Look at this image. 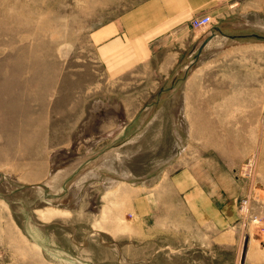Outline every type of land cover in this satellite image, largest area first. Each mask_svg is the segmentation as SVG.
Masks as SVG:
<instances>
[{
    "label": "rangeland",
    "instance_id": "rangeland-1",
    "mask_svg": "<svg viewBox=\"0 0 264 264\" xmlns=\"http://www.w3.org/2000/svg\"><path fill=\"white\" fill-rule=\"evenodd\" d=\"M139 1L0 0V264H264V0L227 2L196 29L205 54L194 46L163 78L145 66L114 77L90 34ZM39 74L54 82L44 111L30 107L46 116L40 141L27 142L7 127L18 100L8 84ZM97 107L124 110V122L104 120L78 168L54 179L55 154ZM185 165L235 203L232 247L177 240L184 216L169 176Z\"/></svg>",
    "mask_w": 264,
    "mask_h": 264
},
{
    "label": "crops",
    "instance_id": "crops-1",
    "mask_svg": "<svg viewBox=\"0 0 264 264\" xmlns=\"http://www.w3.org/2000/svg\"><path fill=\"white\" fill-rule=\"evenodd\" d=\"M221 1L140 0L117 19L91 32L98 59L114 77L145 66L163 78L187 50L201 44L203 38L189 26L194 16L209 14L214 18L230 12L226 9L230 0ZM169 182L173 193L181 199L179 209L184 216L178 219L181 233L177 240L199 248L232 247L235 203L219 195L222 192L212 178L203 179L197 168L185 165L170 173Z\"/></svg>",
    "mask_w": 264,
    "mask_h": 264
},
{
    "label": "bare ground",
    "instance_id": "bare-ground-1",
    "mask_svg": "<svg viewBox=\"0 0 264 264\" xmlns=\"http://www.w3.org/2000/svg\"><path fill=\"white\" fill-rule=\"evenodd\" d=\"M247 24L250 26H253V27H258V28L261 27L260 24H258L256 22H252V21L250 22L248 20H247ZM263 28H261V29H263ZM208 41L210 42L209 38L205 39V41H204L205 43H202V45L200 47L201 49L199 48L200 50L197 51L196 53H194V55L201 54V53L203 54L205 52V49H206V48L204 49V47L207 46L206 44L208 43ZM190 65L191 64L189 63V66ZM187 66H188V64H187ZM48 73H49L48 69L44 68L45 76ZM44 74H39V76H37V78H35V79L33 78L34 82L31 81V82H25V83H23V85L21 84L22 87L20 88V90H18V88H14L13 85H12V88H10V85L8 84L10 92H14V93H12V95L14 97H17L18 100H17V102L13 100L14 102L9 105V119H10V121H8L9 124L7 127H8V129L20 128L23 132L22 136L20 135L22 137L21 139H23V140L25 139L27 142L37 141L40 138V136L42 134V129H43L42 126L45 123V116L46 115L44 112H41L38 116H34V113H32V110H34V108H36L37 111L40 108L43 109V111H44V109L46 108V101H45L47 99L46 94L49 92L50 88L52 87V83L54 82V80L52 79L50 82H47V81L43 82V79L45 77L44 78L42 77V81H41V76H44ZM4 81L8 82L9 80L4 79ZM20 83H22V82H20ZM13 84H16V82L14 81ZM34 87H35L37 94H36L35 98L33 99V102L31 103V101H30L31 104L29 103L27 105L26 101H28L30 99V97H29L31 94L30 92ZM44 91H45V93H43ZM5 99H7V98H5ZM22 102L24 104H26L27 107L29 106L28 109L22 108L25 106L22 104ZM2 103H4V102H2ZM117 103L119 104L118 101H117ZM17 105L19 106L20 112L17 111V108H18ZM115 106H117V105H115ZM30 107H33V109L31 110ZM94 110H91V111H93L95 114L94 115L91 114L92 116H89L84 122L81 123V126H80L81 128L79 130V133H76L71 138L72 142L70 143V146L64 147V148L58 150L57 153L55 154L54 162H53V165H54L53 170H54V176H55L54 179L65 178V177L69 176L71 173H73L75 171V168H78L77 166L81 161L79 162V159L77 160V156H76L77 153L76 152L79 149L81 144H85L86 147L90 148L92 146L91 143L100 138V135L102 134L103 128L106 126V124L109 121H115V124H117V123L122 122L125 118L124 114H123L125 111L120 109V108L111 109L109 111L106 110L105 113L99 107L95 108ZM3 116L5 117V115H3ZM7 117H8V115H7ZM104 120H106V121L109 120V121L106 123V121L104 122ZM183 127L185 128L184 123H183ZM12 138L14 139L15 137H12ZM38 141H40V140H38ZM110 162H111L110 160L105 161L104 166L106 168H110L111 167ZM119 162H120V160H119ZM114 174H111V173L109 174L107 172V175H108L107 180L116 182L117 178L113 176ZM116 175H118L120 177V174H116ZM130 176H131V174H130ZM121 177H124L125 180L128 179V177H126L125 175H123ZM119 183H120V181H119ZM8 184H9V182L5 180L4 185H8ZM71 191H73V190H71ZM74 193L75 192H73V193L70 192L65 197L60 199V201L64 204H67L68 201H70L73 198V196L74 197L76 196ZM94 206L96 207L95 203H94Z\"/></svg>",
    "mask_w": 264,
    "mask_h": 264
},
{
    "label": "built area",
    "instance_id": "built-area-1",
    "mask_svg": "<svg viewBox=\"0 0 264 264\" xmlns=\"http://www.w3.org/2000/svg\"><path fill=\"white\" fill-rule=\"evenodd\" d=\"M224 1V0H223ZM212 17L209 14L194 16L190 22L189 26L191 29H197L211 24Z\"/></svg>",
    "mask_w": 264,
    "mask_h": 264
},
{
    "label": "water",
    "instance_id": "water-1",
    "mask_svg": "<svg viewBox=\"0 0 264 264\" xmlns=\"http://www.w3.org/2000/svg\"><path fill=\"white\" fill-rule=\"evenodd\" d=\"M215 31H221V29L219 27H215ZM211 35H213V34H211ZM202 43H205V42L203 41ZM202 43H201V45H202Z\"/></svg>",
    "mask_w": 264,
    "mask_h": 264
}]
</instances>
